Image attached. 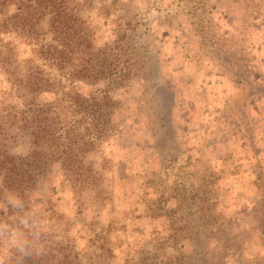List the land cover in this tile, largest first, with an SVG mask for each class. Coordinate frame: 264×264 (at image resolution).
<instances>
[{
  "label": "rangeland",
  "instance_id": "obj_1",
  "mask_svg": "<svg viewBox=\"0 0 264 264\" xmlns=\"http://www.w3.org/2000/svg\"><path fill=\"white\" fill-rule=\"evenodd\" d=\"M72 2L128 73L76 83L112 100L108 137L85 154L80 193L51 165L27 210L5 195L0 264L28 238L47 264L57 245L78 264H264V0ZM2 146L25 157L30 139Z\"/></svg>",
  "mask_w": 264,
  "mask_h": 264
},
{
  "label": "trees",
  "instance_id": "obj_2",
  "mask_svg": "<svg viewBox=\"0 0 264 264\" xmlns=\"http://www.w3.org/2000/svg\"><path fill=\"white\" fill-rule=\"evenodd\" d=\"M92 37L72 0H0V76L9 88L0 91L2 204L7 203L4 197L8 193L21 204L22 211L27 210L33 181L46 175L51 165L59 167L74 193L86 187L85 154L108 137L114 108L105 91L83 95L76 83L108 81L112 87L128 73L123 67L118 71V50L112 53L118 44L94 48ZM21 46L29 53L27 57H22ZM121 47L125 52V46ZM45 95L53 99H42ZM18 132L30 139L25 157L13 155L10 146H2ZM5 208L12 216V206ZM3 213L0 210V222L5 218ZM32 224L29 222L30 227ZM1 229L0 233L9 232ZM29 240L13 250L4 264L51 261L49 252H32ZM70 248L56 246L55 264H78V255Z\"/></svg>",
  "mask_w": 264,
  "mask_h": 264
}]
</instances>
